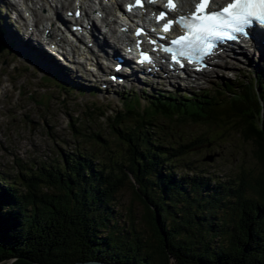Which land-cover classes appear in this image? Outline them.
Listing matches in <instances>:
<instances>
[{
  "label": "trees",
  "instance_id": "16d2710c",
  "mask_svg": "<svg viewBox=\"0 0 264 264\" xmlns=\"http://www.w3.org/2000/svg\"><path fill=\"white\" fill-rule=\"evenodd\" d=\"M247 73L191 94L158 90L142 108L140 95H124V110L106 116L121 148L115 157L78 150L21 169L13 183L0 174V263L264 264V62ZM190 125L206 128L173 140ZM232 134L253 145L258 173L248 168L226 182L189 166L178 173L195 150ZM128 186L150 237L134 220L127 232L111 223ZM233 203L235 214L219 213Z\"/></svg>",
  "mask_w": 264,
  "mask_h": 264
},
{
  "label": "rangeland",
  "instance_id": "374dc122",
  "mask_svg": "<svg viewBox=\"0 0 264 264\" xmlns=\"http://www.w3.org/2000/svg\"><path fill=\"white\" fill-rule=\"evenodd\" d=\"M0 3L3 4L1 0ZM4 28L6 27L0 24V36L5 34ZM7 43L8 49L0 54V174L4 175L7 182L13 183L18 180L16 176L21 169L36 166L41 162L54 164L61 160L62 153L66 155L78 150H92L98 157L104 154L115 157L119 154L121 148L116 135L111 132L108 127L109 121L102 118L100 112L105 109L108 114H111L113 111L124 109L123 96L121 95L125 91L123 88H118L116 91H113L114 88H112L108 93L103 94L97 90L92 95L88 91V87H94L95 84L80 76V69H84L85 65L74 66L79 69L78 75L75 72L68 74L69 70L62 68L64 76L61 75V77L50 81L51 75L60 72L46 69L44 74L48 76L44 77L41 75L39 61L25 52L22 54L27 56H18L13 41L7 40ZM2 46L4 43H0V47ZM9 49L11 50L8 51ZM263 61L264 48L250 54L242 52L239 58H231L226 62L224 69L208 71L201 75L202 81L196 86L193 85L195 83L180 81L174 87L175 92L183 91L184 88L189 93L195 88H214L227 77L234 78L237 73L252 72L257 65H262ZM28 63L32 69L25 70L23 67ZM83 74L88 77V74ZM41 77L43 78L41 79ZM166 81L168 82V80ZM57 82L69 84L72 90H60L55 84ZM159 83L160 81L155 84L150 81V84H145L142 81L139 86H132V89L143 96L141 100L144 104V97H147L148 93L154 94L157 89H173L168 84L160 85ZM79 86L84 90H78ZM126 88L129 90L131 87ZM103 95L105 96L103 97ZM40 99L42 101L38 104ZM133 103L136 104L135 98ZM92 105L96 106V109L90 113L89 107ZM97 106L100 109H97ZM78 115L79 121L76 128L80 130V133L74 132V128L68 124L71 118ZM205 128L195 125L180 127L178 133L173 136V140L177 141L182 137L187 140L189 137L194 138L199 136ZM95 132L106 138L108 145L103 144L99 137H95ZM210 136L212 137L211 134ZM206 144L179 163L181 168L178 169V173L189 172L187 168L185 169L189 166L194 172H207V174H211V179L218 178L226 182L238 176L242 170L251 168L257 173L261 170L260 162L254 158L253 145L250 142H244L236 134H232L231 139L216 149L214 143ZM104 145L106 148H103ZM209 155H214L213 161L205 160ZM132 194L129 186L119 192L112 204L114 210L111 223H115L121 230L127 232V230H131L129 229L132 224L131 220H134V227L146 237H150L152 231L143 220V206L135 201ZM234 207L233 203L231 208L221 209L219 213L225 211V214L230 217L236 213ZM216 240L219 239L216 238ZM2 264H11V262Z\"/></svg>",
  "mask_w": 264,
  "mask_h": 264
},
{
  "label": "snow or ice",
  "instance_id": "6c2138e0",
  "mask_svg": "<svg viewBox=\"0 0 264 264\" xmlns=\"http://www.w3.org/2000/svg\"><path fill=\"white\" fill-rule=\"evenodd\" d=\"M190 6V12L164 24L165 32L170 30L173 23L185 29L184 34L171 41L179 46L173 59L177 55L187 56L189 52L184 49L198 48L202 53L211 54L218 42L250 38L246 29L254 22L264 25V0H191ZM167 8L175 11L177 4L174 0H168ZM166 15L162 12L157 19L164 20ZM143 59L148 60L149 57L144 56Z\"/></svg>",
  "mask_w": 264,
  "mask_h": 264
},
{
  "label": "bare ground",
  "instance_id": "6f19581e",
  "mask_svg": "<svg viewBox=\"0 0 264 264\" xmlns=\"http://www.w3.org/2000/svg\"><path fill=\"white\" fill-rule=\"evenodd\" d=\"M27 1L33 2V0H25V2H27ZM37 4H39V1H37L35 3L36 6H37ZM53 9H54V7H53ZM32 10H33V8H32ZM56 13H57V10H56ZM44 19L47 20L48 18L44 17ZM45 28H47V26ZM6 35H7V37L10 40H12L14 42L15 48H16V50L19 51V53L21 54V56H23V55H25V56L29 55V56L35 58L37 61H39V63L41 64V71L42 72L43 71H46V69H50V70L55 71V72H60L61 75L64 76V73H63L62 68H60L54 62H50V61L48 62L45 58H43L41 56V53H43V52H42V48L40 47V45H35L32 42L25 43L23 40H20L19 37L16 35V33H14V31L12 30V27L11 26H8V25L6 26ZM24 52L27 55L26 54H22ZM43 56H47V55L44 54ZM37 57H39V58H37ZM30 61H32V60H30ZM68 74H71V72L68 73ZM12 262L13 261H11V264H12ZM0 264H2V263H0Z\"/></svg>",
  "mask_w": 264,
  "mask_h": 264
},
{
  "label": "water",
  "instance_id": "95a60500",
  "mask_svg": "<svg viewBox=\"0 0 264 264\" xmlns=\"http://www.w3.org/2000/svg\"><path fill=\"white\" fill-rule=\"evenodd\" d=\"M5 48V46L0 47V51H2ZM206 161H213L214 160V155H209L205 158ZM73 264H116V263H111L107 261H102V260H89V261H80V262H75Z\"/></svg>",
  "mask_w": 264,
  "mask_h": 264
}]
</instances>
